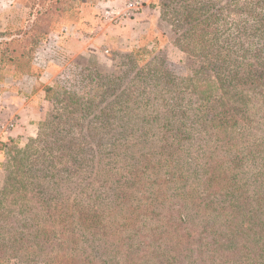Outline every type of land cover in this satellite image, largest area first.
Masks as SVG:
<instances>
[{
  "label": "rangeland",
  "instance_id": "1",
  "mask_svg": "<svg viewBox=\"0 0 264 264\" xmlns=\"http://www.w3.org/2000/svg\"><path fill=\"white\" fill-rule=\"evenodd\" d=\"M31 1L0 0V33L8 35L2 34L0 41L20 37L15 46L8 49L0 43V190L8 177L11 181L17 178L24 182L23 189L28 188L29 195L37 202L30 201L22 214L10 211L8 196L0 195V264L74 262L62 256L66 253L64 250L58 249V254L54 255L49 249L42 251L35 246L38 236L32 241L31 236L27 240L19 238L21 232L26 235L28 230L42 228V189L49 186L46 164L42 163V138L44 143L63 144L71 150L74 160H86L80 170L89 176L91 185L83 189V194L89 199L99 196L106 205L96 210L105 209V250L118 252L116 259L123 264L127 263V255L136 254L137 248L128 250L122 245L121 238L129 226L119 227V218L113 219L116 213L114 183H122V179L116 182L121 176L129 179L134 174L142 181L138 190L131 188L124 199L116 201L118 210L123 209L125 215L134 219L146 211L150 217L141 221L152 220L154 226L169 220L167 209L173 204L172 194L180 182L178 173L170 181L165 177L164 170L171 166L164 158L177 156L180 144L157 142V138L167 135L171 125L169 120L161 123L156 118L157 111L164 112L160 103L164 96L173 104L180 102L174 107L173 115L191 109V102L202 91L212 94L213 99L221 95L226 100L241 99L243 110L248 108L253 114L251 119H241L229 128L232 130L226 138L221 140L229 129L218 126L211 118L205 119L209 121L205 125L197 118L193 131L206 138L202 141V151H206L202 155L206 158L210 153L213 155L201 161L208 162L207 165L220 163L222 171L231 175L232 181L245 183L247 195L264 191V117L260 116L264 112L261 99L264 83H249L250 87L245 90L242 82L223 72L222 76L231 84L223 88L221 78L215 76L210 64L230 62V70L241 62H249L253 70L260 67L256 60L264 61V0H235L231 5L228 0H189L186 3L178 0H79L61 16L49 18L52 33L38 44L33 55L26 36H18L20 32L30 31L37 17L29 6ZM131 2H137L138 8L135 4L129 8ZM47 6L48 3L44 8ZM145 9L151 11L148 14L151 25L132 26L129 36L124 37L119 28L128 27V21ZM108 10L111 14H107ZM211 15H217V19L206 20ZM71 25L75 26L71 33H76L74 40H77L72 43L79 45L86 41L88 52L75 53L68 46L67 34L58 36L60 30ZM25 51L32 55L31 59L21 55ZM207 65L210 67H205ZM128 93L140 101L132 105L133 109L127 114L111 115L110 109L100 118L95 117L99 109L91 114L85 111L84 116L80 114L89 100L100 108L112 105L113 101L122 105ZM147 96L154 100L147 101ZM249 96L252 98L248 102ZM76 108L79 110L73 112ZM33 139L40 140L32 144ZM26 148L31 155L16 164ZM161 148L165 149L162 156L157 154ZM197 149L190 151L196 153ZM193 157L194 154L187 152L181 160L189 164ZM51 160L56 162L57 159L51 157ZM20 164L23 169L19 168ZM100 166L102 170L98 173ZM160 166L163 171L157 170ZM19 174L26 177H17ZM196 180L189 177L186 183L196 185ZM9 196L11 198L12 194ZM259 213L264 221V207ZM31 222L37 223V227H31ZM176 226L169 227L166 235H171ZM172 241L173 236H169L164 244L170 246ZM155 247L148 250L152 252ZM99 251L92 252L90 260Z\"/></svg>",
  "mask_w": 264,
  "mask_h": 264
},
{
  "label": "trees",
  "instance_id": "2",
  "mask_svg": "<svg viewBox=\"0 0 264 264\" xmlns=\"http://www.w3.org/2000/svg\"><path fill=\"white\" fill-rule=\"evenodd\" d=\"M78 1L32 0L29 3L32 12L37 17L32 29L18 33V36H26L32 55L38 44L41 41H46L48 35L52 33L53 29L49 18L52 15L61 16L68 8L77 5ZM178 1L186 3L189 0ZM235 2V0H228L230 5ZM46 3L48 6L44 8ZM200 16L198 18H201ZM209 18L217 19V15H211L206 20ZM201 21L204 23L203 19ZM2 34L8 37L6 33H0V38L3 37ZM19 38L5 39L0 43L2 42L5 49H8L10 46H15ZM31 54L25 51L21 55L27 56L29 60L32 58ZM210 64L213 65L212 71L217 74L215 76L221 78L223 88H228L231 85L222 76L223 72L233 80L237 79L242 82L245 90L250 87L249 83L252 84L256 81L264 83V61L256 60V64L260 67L255 70L249 62L245 64L241 62L233 70L229 69L232 66L230 62L224 61L221 64L211 62ZM205 67L209 68L210 65ZM261 94L264 104V92L261 91ZM148 97L150 96L145 98ZM251 98L249 96L248 102ZM153 100V97L147 99L149 102ZM139 101L130 93L126 94L122 105L113 101L112 105L100 108L98 104H93L89 100L88 104L80 109V114L82 113L81 116H84L85 111L87 114H91L97 109L100 111L95 114L97 118H100L109 109L111 115L127 114L133 109L131 106ZM160 103L164 112L161 114L157 111L156 118L161 123L163 120H169L171 125L168 127L167 135L161 137L163 141L157 138V142L176 141L180 145L177 156L164 158V162L170 163L171 168L165 170L161 166L156 168L158 171L164 170L163 174L169 181L173 180L174 175L178 173V183L180 182V184L172 194L173 204L167 209L169 220L163 225L157 223L154 226L152 220L141 221L144 217H150L146 211L137 214L133 219L125 215L123 209L118 210L116 206V201L124 199L129 189L138 190L141 186L142 181L138 175L134 174V177L129 179L126 176H121L116 182L122 179V183H114L116 187L113 199L115 200L114 210L116 213H114L113 219L119 218V227L129 226L121 238L122 245L128 250L137 248L135 255L125 257L126 264H264V221L261 220L262 214L259 213V210L264 207V191L247 195L245 183L243 185L242 180L232 181V176L222 171L220 163L207 165L208 162L201 161V159L206 160L213 155L210 153L207 158L202 155L206 152L202 151L204 148L202 141L206 138L202 135L199 137L193 131L196 128L197 118H201L203 125L209 122L205 119L211 118L218 126L229 129L240 123L241 119H251L250 115L253 113H249L248 108L243 110L244 102H241V99L226 100L222 95L218 99H213L212 94L204 91L193 99L191 109H183L176 115H173L174 107H177L180 102L173 104L169 101L168 96H164L160 99ZM77 110L79 109L76 108L73 112ZM68 112L66 111V113ZM200 112L202 113L199 116ZM70 114L67 115L70 116ZM57 115L56 113L55 117ZM260 116L264 117V112ZM79 118L80 115L77 119ZM77 125L80 123L77 122ZM231 130L223 133L221 140L226 138ZM11 138L3 144L5 145ZM149 138L153 140L151 137ZM39 140L33 139L32 144ZM44 141L42 138V163L46 164L44 167L47 171L46 177L49 186L42 189V228L28 230L26 235L21 232L22 235L19 238L27 240L31 236L30 241H32V239L36 240L38 236L35 246L42 248V251L49 249V252L54 255L58 254V249L64 250L66 253L62 256L69 257L71 261H74L71 264H123L116 259L118 252L105 250L103 226L106 222L105 209L96 211L100 206L106 207L104 199L99 196L89 199L83 194V189L91 185V181H88L89 176L84 175L80 170L86 160L82 159L80 162L74 160L71 150L63 147L61 143L50 144L44 143ZM195 147H198L196 153L195 150L190 151ZM20 150L18 151L20 152ZM27 151L28 148L21 151L24 155L15 161L16 164L27 160L31 155ZM159 151L157 154L160 156L165 153L164 148ZM187 152L194 154L193 162L189 164L181 160ZM25 153L27 154L25 155ZM51 157H55L56 162L52 161ZM58 164L62 166L59 167ZM19 168L23 169L24 166L20 164ZM101 170L100 166L98 173H101ZM21 176L26 177L22 174L17 175V177ZM189 177H194V181L197 179L196 185L194 182L187 185L186 179ZM23 185L22 180L17 181L16 178L15 181H11L8 177L6 184L0 190V195L8 196L10 211L16 210L23 214L30 201L36 202V198H32L28 188L23 189ZM80 186L83 188L75 193ZM9 193L12 194L11 198ZM47 193H49L48 196L45 195ZM250 196L252 197L249 198ZM1 200L2 198H0ZM176 224L173 233L166 235V230ZM31 227H37V223L31 222ZM14 234L16 235V232ZM41 236L42 238H40ZM169 236H173L170 246L164 244ZM150 247H155V250L150 252L148 250ZM99 249V253L90 260L92 252ZM61 263L69 264L67 261Z\"/></svg>",
  "mask_w": 264,
  "mask_h": 264
},
{
  "label": "crops",
  "instance_id": "3",
  "mask_svg": "<svg viewBox=\"0 0 264 264\" xmlns=\"http://www.w3.org/2000/svg\"><path fill=\"white\" fill-rule=\"evenodd\" d=\"M149 13H151L150 9H145L135 19L128 21V23H127V25H129L128 27L127 26H125V27L123 26V28H119L122 33L124 32V37H128L129 36L130 33H128V32H129V29L132 28V26H136V27H139V28H143V27H146L148 25L150 26L151 23H152V20L148 16ZM130 24H131V26H130ZM72 28H75V26L71 25V26H67V27L63 28L62 30L59 31L58 36H62L63 37V36H65L67 34L66 38L69 40L67 42L68 46L75 53L88 52L89 49L87 48V42L86 41L80 42L79 45H75V43H72V42H75V40H76V39L74 40V35L76 33H71ZM64 29H65V31H64ZM142 30L140 32H142ZM133 32H134V34L135 33L137 34V31H133Z\"/></svg>",
  "mask_w": 264,
  "mask_h": 264
},
{
  "label": "built area",
  "instance_id": "4",
  "mask_svg": "<svg viewBox=\"0 0 264 264\" xmlns=\"http://www.w3.org/2000/svg\"><path fill=\"white\" fill-rule=\"evenodd\" d=\"M134 4H135L136 8H138V6H137V2H131V3L129 4V8H132V7L134 6ZM106 12H107V14H111L112 11L108 10V11H106ZM11 125H13V124H11Z\"/></svg>",
  "mask_w": 264,
  "mask_h": 264
}]
</instances>
